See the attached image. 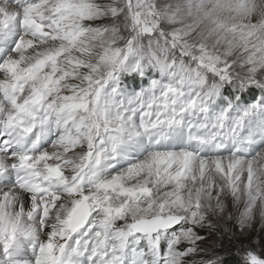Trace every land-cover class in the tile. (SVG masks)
Returning <instances> with one entry per match:
<instances>
[{
  "label": "clouds",
  "instance_id": "9594fccd",
  "mask_svg": "<svg viewBox=\"0 0 264 264\" xmlns=\"http://www.w3.org/2000/svg\"><path fill=\"white\" fill-rule=\"evenodd\" d=\"M0 264H264V0H0Z\"/></svg>",
  "mask_w": 264,
  "mask_h": 264
}]
</instances>
